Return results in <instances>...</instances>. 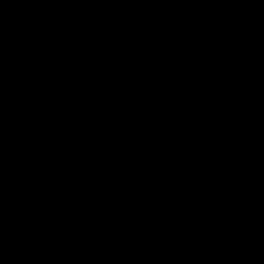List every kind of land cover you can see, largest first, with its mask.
Masks as SVG:
<instances>
[{
	"label": "snow or ice",
	"instance_id": "snow-or-ice-1",
	"mask_svg": "<svg viewBox=\"0 0 264 264\" xmlns=\"http://www.w3.org/2000/svg\"><path fill=\"white\" fill-rule=\"evenodd\" d=\"M94 48L49 248L63 264H264V58L103 20Z\"/></svg>",
	"mask_w": 264,
	"mask_h": 264
},
{
	"label": "trees",
	"instance_id": "trees-1",
	"mask_svg": "<svg viewBox=\"0 0 264 264\" xmlns=\"http://www.w3.org/2000/svg\"><path fill=\"white\" fill-rule=\"evenodd\" d=\"M37 2L0 0V264H63L58 245L49 248L53 229L27 224L42 216L54 222L68 205L60 189L102 20L137 26L132 0H59L43 18L31 15ZM138 21L264 58V15H234L212 0H155ZM79 152L78 145L77 159Z\"/></svg>",
	"mask_w": 264,
	"mask_h": 264
},
{
	"label": "water",
	"instance_id": "water-1",
	"mask_svg": "<svg viewBox=\"0 0 264 264\" xmlns=\"http://www.w3.org/2000/svg\"><path fill=\"white\" fill-rule=\"evenodd\" d=\"M59 0H38L37 4L33 7L31 11L32 17H46L49 16V12L54 10L58 5ZM38 225L41 228L53 229V222H51L46 216L39 217L37 219L31 220L27 225ZM62 229L58 225L57 230Z\"/></svg>",
	"mask_w": 264,
	"mask_h": 264
},
{
	"label": "rangeland",
	"instance_id": "rangeland-1",
	"mask_svg": "<svg viewBox=\"0 0 264 264\" xmlns=\"http://www.w3.org/2000/svg\"><path fill=\"white\" fill-rule=\"evenodd\" d=\"M155 0H132V5L130 8V12L136 13V19L135 24L138 26V17L141 14L143 8L148 4L149 2H152ZM170 4L173 3V0H169Z\"/></svg>",
	"mask_w": 264,
	"mask_h": 264
}]
</instances>
